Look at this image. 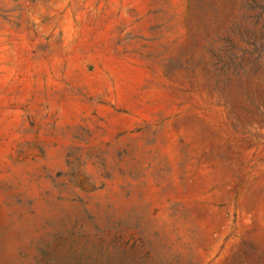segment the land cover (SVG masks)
Returning <instances> with one entry per match:
<instances>
[{
	"label": "rangeland",
	"instance_id": "rangeland-1",
	"mask_svg": "<svg viewBox=\"0 0 264 264\" xmlns=\"http://www.w3.org/2000/svg\"><path fill=\"white\" fill-rule=\"evenodd\" d=\"M0 264H264V0H0Z\"/></svg>",
	"mask_w": 264,
	"mask_h": 264
}]
</instances>
